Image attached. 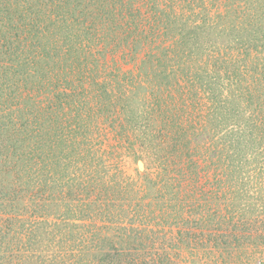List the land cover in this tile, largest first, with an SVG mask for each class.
<instances>
[{"label":"rangeland","instance_id":"1","mask_svg":"<svg viewBox=\"0 0 264 264\" xmlns=\"http://www.w3.org/2000/svg\"><path fill=\"white\" fill-rule=\"evenodd\" d=\"M0 264H264V0H0Z\"/></svg>","mask_w":264,"mask_h":264}]
</instances>
